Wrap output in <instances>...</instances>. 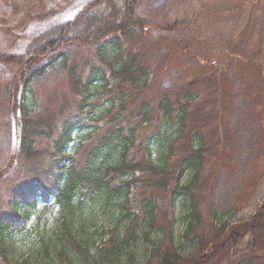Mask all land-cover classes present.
<instances>
[{
  "label": "rangeland",
  "instance_id": "1",
  "mask_svg": "<svg viewBox=\"0 0 264 264\" xmlns=\"http://www.w3.org/2000/svg\"><path fill=\"white\" fill-rule=\"evenodd\" d=\"M94 1L0 0V53L26 58L34 38L53 26L72 21ZM95 3L91 5L94 16L111 15L117 22L127 6L138 27L130 24L122 37L113 34L100 44L68 48L65 61L55 57L47 62L50 68L44 76L32 81L19 99L24 108L35 111L32 117L42 121L40 127L50 137L65 118H82L83 127L73 132L67 148L68 155H74L75 170L87 163L85 151L118 128L123 137L102 147L101 165L115 164L124 145L122 140L132 136L128 164L134 163L136 168L120 181L113 175L110 188L99 190L90 185L80 191L74 187L70 192L74 194L73 202L64 207L54 198L24 206L19 212L27 215L26 223L1 232L0 247L12 264L59 263L58 251L64 245L70 250L68 233L78 243L99 247L113 232H121L127 223L125 214L140 212V204L152 199L157 208L153 229L149 228L146 235L140 233V238L129 239L121 254L105 257L104 253L97 264H145L155 243L159 246L161 242L164 253L168 250L175 264H181L199 256L200 239L207 261L220 264L214 261L211 251L214 238L222 235L217 243L227 241L228 231H220L264 214V0ZM29 11L34 14L29 16ZM130 31L136 36L127 37ZM115 56L119 64L114 63ZM132 59L138 64L136 70L142 69L147 76L144 84L142 77L136 79L128 71L119 72L120 64ZM92 66L100 68L106 83L96 80L85 89ZM11 74L10 68L0 65L1 81ZM193 82L196 87L188 92L196 97L187 106L189 116L183 124H178L175 106L164 116L157 105L159 99L173 98V94L187 91L182 89ZM219 97L223 98L222 107L215 99ZM196 108L207 116L204 122L198 120ZM219 116L221 121L213 120ZM19 121L20 113L3 108L0 102V165L6 152L13 154L18 149ZM192 126L201 131V144L209 152L199 158L197 173L193 164L183 169L181 183L189 185L191 202L196 207L195 227L186 238L183 233L190 201L184 193L175 199L170 193L182 154L198 147ZM46 144V140L41 141L42 146ZM48 153L42 150L37 156L38 164H31L32 168L37 166L33 169L37 173H32L39 174L46 168ZM101 165L99 162L96 169ZM148 166L170 175L162 179ZM115 183L120 185L116 187ZM123 188L128 190L126 201ZM239 237L233 257L226 258L223 264H242L240 259L244 260L242 255L252 238L243 230ZM255 252L260 259L249 264H264V251L258 247ZM69 257L75 264H83ZM158 261L151 264H160Z\"/></svg>",
  "mask_w": 264,
  "mask_h": 264
},
{
  "label": "trees",
  "instance_id": "2",
  "mask_svg": "<svg viewBox=\"0 0 264 264\" xmlns=\"http://www.w3.org/2000/svg\"><path fill=\"white\" fill-rule=\"evenodd\" d=\"M95 1V6L101 2L103 4L112 5L111 0ZM93 3H91V5ZM91 5L85 7L72 21L53 26L34 38L28 46L26 58L0 53V65L10 68L12 71L11 76L6 78V80L1 81L0 79V102L3 105V108L7 107L14 113H20V121L18 124L20 140L18 149L13 154L9 151L6 152L4 162L0 165V233H7L12 227H16L17 225L22 227L27 221V215L20 213L19 210L24 206H33L38 199L47 202L49 201V198H54L55 202H59V204L64 207V204L68 203L69 205L73 202L72 199L74 194L70 192L74 187L80 191H85L88 186L92 185L99 190H103L106 186H110L113 181V175L118 176L120 181L125 176L132 175V171L136 168L134 163L128 164V152L131 146V140L133 139L132 136H129V138L125 137L127 139L122 140L124 141V145L119 152L120 156H118L115 164L112 166L101 165L104 162V159H101V150L104 149L102 147L110 142L120 141V138L123 137L122 129L118 128L112 130V132L109 133L108 138L103 137L101 141L99 140V143L94 144L87 152L85 151L87 163L78 170H75V167H73L74 155H68L67 148L72 141L73 132L75 130H80L83 127L82 118L77 115L65 118L56 128L54 135L50 137L48 132L45 131V128L40 127L42 121L32 117L33 115L35 116V111L24 108L19 99V94L24 92L32 81L44 76V73L50 68V66L47 67V62L55 57L65 61L68 56V48L76 45L89 47L95 44H100L103 41L110 39L113 34H119L122 37L125 28L127 27L129 30L130 24H132V27H138V25L135 24V21H133L131 10H129L127 6L124 10V15L121 21L117 22L112 19L111 15L105 17L94 16L91 12L94 5ZM33 14V11L28 12L29 16H32ZM38 18L41 19L40 16H38ZM135 36L136 34L133 31L127 33V37L129 38ZM114 38L118 40L119 37ZM115 45L117 46V44ZM101 57L106 58V56H103L102 54ZM113 60L114 63L119 61L116 56ZM117 64H119V62H117ZM137 67L138 64L136 59H132L123 65L120 64L119 72L126 73L128 71V75L130 77L136 75V79L142 77L141 83L144 84L147 76L142 73V69L136 70ZM116 69L118 70V67H116ZM96 80L106 83L103 79V74L101 73L100 68L92 66L90 67V71L84 84L85 89H88V86L90 87ZM196 84L197 83L195 82L187 84L188 86L182 89L187 91L173 94V98H169L172 96L171 95L163 96L159 99L157 105L164 116H167L171 112L172 106H175L178 108V124L181 122L182 125L185 118L189 116L186 112L187 106L191 105L196 97L193 92H188V89L191 88L194 91ZM179 94L181 95L179 96ZM181 99H184L185 102L181 103ZM215 99L218 105L222 107L221 101L223 98L219 97V99ZM194 111L197 112V118L200 122L206 120L207 116L205 117L201 115L199 108H196ZM210 118H212L211 115ZM213 120L221 121L222 119L219 116L218 118L214 117ZM194 128L195 127L192 129ZM95 132L96 131L93 130V133ZM47 134L49 135V139H47ZM194 134L195 142L198 144V147H196V149L194 148L195 150L188 149V151H185L182 154V158L176 167L178 173L177 180L174 183L175 187L172 193H170L173 194L172 199H175L177 195L184 193L190 201L184 227L185 231L183 233V236L186 238L195 227L196 207L195 204L191 202L192 197L189 192V185L181 183L184 175L183 169H186V167L193 164L195 172L197 173L200 164L199 158H201L203 154L209 152L208 149H203L204 146L201 144V131H198L197 128H195ZM42 140H46L47 144L42 146ZM42 150L47 153L49 152V160L47 164L45 163L46 168L43 171L39 174H34L37 172H34L33 169L37 168V166L32 168L31 164L36 162L35 160ZM99 162L101 167L96 169L99 166ZM37 164L38 162L35 163V165ZM148 168L154 175H158L162 179H166L170 175L166 170H161V168L152 166H148L147 169ZM94 169L96 170L94 171ZM32 171L34 173H32ZM115 184L116 187L120 185L118 183ZM103 192L104 194L106 193L105 190ZM123 192L126 194L123 193L126 201L128 199V190L125 188ZM127 204H129V200ZM155 204V200L148 199L140 204V212H134L131 215L124 213L126 215L125 218H127V223L123 226L121 232H113V235L109 236L106 241L100 243L99 247L98 245L93 247L90 244H87V242L84 245L78 243L71 237V234L68 233L66 243L68 242L67 244H69L70 250L68 251L66 245H64L63 249L59 250L57 253V258H60L59 263L55 264H75V262L69 257L70 255L81 261L83 264H97L96 261L99 258H103L104 253L106 254L105 257H107L108 254H121L124 252L122 249L129 239L133 240L140 238V233L146 235L147 231L153 229L157 219V208ZM140 216L141 218H144L141 221L138 220ZM263 218L264 214L260 213L251 218L248 222L239 223L238 225L231 227L229 230L220 231L222 233L228 231L225 233L228 242L222 240L217 243L222 235L213 239L211 251L214 253V261L223 264L224 260L226 261V258L231 259L233 257L234 250L238 247L240 230L250 233L252 238V243L248 246L249 249H247L242 255L244 260L240 259V263L249 264L252 260H259L260 256L256 254L255 251L258 247L264 251ZM14 232H17V230ZM170 241L171 235L169 236V243H171ZM161 243L159 246H157L158 243H155V247L150 251L145 264H151L153 261L156 262L157 260H159L158 263L160 264H175V261L169 257V251L166 250L164 253L161 249ZM197 243L199 251L201 250L199 256L192 261L182 262L181 264L209 263L206 257L207 253H202L205 246H203L201 239L200 241L198 240ZM219 244L221 246L217 247ZM90 247H93L92 252H90ZM158 253L161 257H157ZM0 262L4 264H12L9 261L7 253L1 247ZM13 264L15 263L13 262Z\"/></svg>",
  "mask_w": 264,
  "mask_h": 264
}]
</instances>
